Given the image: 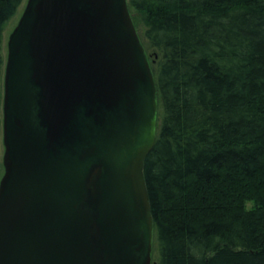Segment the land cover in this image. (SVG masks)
Segmentation results:
<instances>
[{
    "label": "water",
    "instance_id": "obj_1",
    "mask_svg": "<svg viewBox=\"0 0 264 264\" xmlns=\"http://www.w3.org/2000/svg\"><path fill=\"white\" fill-rule=\"evenodd\" d=\"M6 48L0 264H152L157 93L128 0H25Z\"/></svg>",
    "mask_w": 264,
    "mask_h": 264
},
{
    "label": "trees",
    "instance_id": "obj_2",
    "mask_svg": "<svg viewBox=\"0 0 264 264\" xmlns=\"http://www.w3.org/2000/svg\"><path fill=\"white\" fill-rule=\"evenodd\" d=\"M23 1L0 0V176L2 32ZM128 8L157 93L152 264H264V0Z\"/></svg>",
    "mask_w": 264,
    "mask_h": 264
},
{
    "label": "rangeland",
    "instance_id": "obj_3",
    "mask_svg": "<svg viewBox=\"0 0 264 264\" xmlns=\"http://www.w3.org/2000/svg\"><path fill=\"white\" fill-rule=\"evenodd\" d=\"M24 4H25V0L20 5V7L18 8V10L14 14V16H12V18H10V20H8V22L4 26V29L2 32V54L4 57V61H5L6 53H7L6 45H7V40H8L9 34L12 31L13 27L16 25L20 15H21ZM2 151H3V147L1 148V155H2Z\"/></svg>",
    "mask_w": 264,
    "mask_h": 264
}]
</instances>
